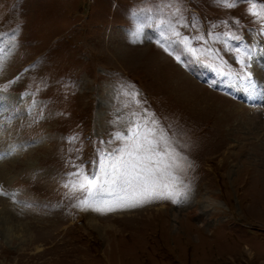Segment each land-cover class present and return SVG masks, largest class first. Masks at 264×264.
Wrapping results in <instances>:
<instances>
[{"label":"rangeland","instance_id":"1","mask_svg":"<svg viewBox=\"0 0 264 264\" xmlns=\"http://www.w3.org/2000/svg\"><path fill=\"white\" fill-rule=\"evenodd\" d=\"M137 123L179 202L75 207ZM0 212V264H264V0H0Z\"/></svg>","mask_w":264,"mask_h":264},{"label":"snow or ice","instance_id":"2","mask_svg":"<svg viewBox=\"0 0 264 264\" xmlns=\"http://www.w3.org/2000/svg\"><path fill=\"white\" fill-rule=\"evenodd\" d=\"M141 28L138 26L137 32ZM239 78L249 87H255L250 73ZM128 132V135L116 134L117 140L127 142L105 156L99 174L85 175L80 171L72 174L79 180L70 181L65 187L84 194L75 207L106 212L132 207L153 197L179 202L181 193L173 192L172 185L179 182L174 169L180 165L165 132L147 125L141 129L138 123ZM161 188L166 191H158Z\"/></svg>","mask_w":264,"mask_h":264},{"label":"bare ground","instance_id":"3","mask_svg":"<svg viewBox=\"0 0 264 264\" xmlns=\"http://www.w3.org/2000/svg\"><path fill=\"white\" fill-rule=\"evenodd\" d=\"M3 210V209H2ZM5 214H6V211L4 212ZM0 214H2V212H0ZM1 220H3L5 223H4V226H3V230H4V232L5 233H9L12 229H14L15 228V225H17V224H14L13 222H12V220L10 219V217L9 216H6V215H4L2 218H1ZM20 227V226H19ZM16 229H17V227H16ZM20 230V229H19ZM24 230V229H23ZM22 230H20V232H21ZM28 231V230H27ZM17 232V231H16ZM24 232V231H23ZM22 235V234H21ZM24 236V235H23ZM26 236V235H25Z\"/></svg>","mask_w":264,"mask_h":264}]
</instances>
